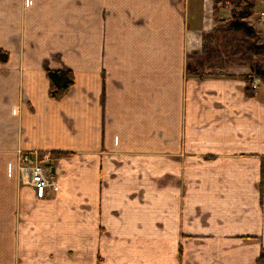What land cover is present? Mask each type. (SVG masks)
Here are the masks:
<instances>
[{
	"label": "crops",
	"instance_id": "obj_1",
	"mask_svg": "<svg viewBox=\"0 0 264 264\" xmlns=\"http://www.w3.org/2000/svg\"><path fill=\"white\" fill-rule=\"evenodd\" d=\"M212 26V0H0V264H256L264 92L246 65L186 75ZM47 67L74 73L61 99ZM32 151L70 155L15 207Z\"/></svg>",
	"mask_w": 264,
	"mask_h": 264
},
{
	"label": "trees",
	"instance_id": "obj_2",
	"mask_svg": "<svg viewBox=\"0 0 264 264\" xmlns=\"http://www.w3.org/2000/svg\"><path fill=\"white\" fill-rule=\"evenodd\" d=\"M229 3V14L222 13L224 2ZM213 26L201 34V48L191 51L185 57V73L197 79L213 75H224L229 64L238 63L247 65L249 70L243 74L246 79L244 95L255 96L257 79L264 92V34L256 26L248 23L247 18L252 16L257 8L255 0H212ZM5 53L0 51V58L4 59ZM48 79L47 93L53 99H61L67 95L75 83L74 73L71 68L45 69ZM104 91L101 93V102L104 103ZM51 161L67 157V151H49ZM41 157V151H40ZM261 198L264 188L260 189ZM256 264H264V247L260 250L255 260Z\"/></svg>",
	"mask_w": 264,
	"mask_h": 264
},
{
	"label": "built area",
	"instance_id": "obj_3",
	"mask_svg": "<svg viewBox=\"0 0 264 264\" xmlns=\"http://www.w3.org/2000/svg\"><path fill=\"white\" fill-rule=\"evenodd\" d=\"M228 6V2H224V7ZM259 18H264V9L259 10ZM51 161L50 153L41 151H32L20 153L18 156V172L25 179L26 183L32 188L36 198L45 196L47 189L51 191L57 190L56 181L51 178Z\"/></svg>",
	"mask_w": 264,
	"mask_h": 264
},
{
	"label": "rangeland",
	"instance_id": "obj_4",
	"mask_svg": "<svg viewBox=\"0 0 264 264\" xmlns=\"http://www.w3.org/2000/svg\"><path fill=\"white\" fill-rule=\"evenodd\" d=\"M258 1L259 0H255V2L257 4V8L255 10H253L252 16H250V18H247V21L252 26H256L258 29H260L261 33L264 34V30H263L264 28L262 29L263 22L259 18L260 7L258 6ZM229 8H230V6H229V3H228V6L225 8L224 11H222V13L228 15L229 14ZM230 65H244V64L232 63V64H229L228 66H230ZM256 81H258V80L256 79ZM16 155H17V158H18L19 153H17ZM15 185L17 186V187L15 186V191H14V193H15V195H14L15 196L14 197V206L15 207H19V208H21V207L41 208V200L37 201V199L34 198L35 196H34V193L32 191V188L26 183V181L24 182L21 179L15 180ZM26 186H29V187H26ZM22 188H24L25 189L24 190L25 193L28 194L27 195L28 196V201L25 198L21 197V195H19L21 193V189Z\"/></svg>",
	"mask_w": 264,
	"mask_h": 264
},
{
	"label": "water",
	"instance_id": "obj_5",
	"mask_svg": "<svg viewBox=\"0 0 264 264\" xmlns=\"http://www.w3.org/2000/svg\"><path fill=\"white\" fill-rule=\"evenodd\" d=\"M53 170H54V167H51V172H53Z\"/></svg>",
	"mask_w": 264,
	"mask_h": 264
}]
</instances>
